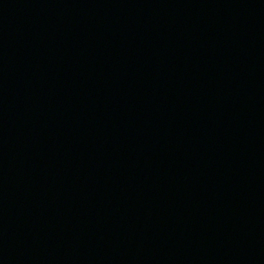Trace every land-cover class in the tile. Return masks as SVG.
I'll return each instance as SVG.
<instances>
[{"label": "water", "instance_id": "water-1", "mask_svg": "<svg viewBox=\"0 0 264 264\" xmlns=\"http://www.w3.org/2000/svg\"><path fill=\"white\" fill-rule=\"evenodd\" d=\"M0 264H264V0H0Z\"/></svg>", "mask_w": 264, "mask_h": 264}]
</instances>
